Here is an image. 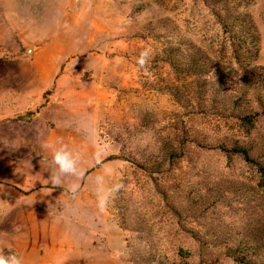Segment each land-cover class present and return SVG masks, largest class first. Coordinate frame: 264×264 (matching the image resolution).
Returning a JSON list of instances; mask_svg holds the SVG:
<instances>
[{"label":"rangeland","instance_id":"374dc122","mask_svg":"<svg viewBox=\"0 0 264 264\" xmlns=\"http://www.w3.org/2000/svg\"><path fill=\"white\" fill-rule=\"evenodd\" d=\"M246 62L264 0H0V264H264V184L219 149L264 163Z\"/></svg>","mask_w":264,"mask_h":264},{"label":"trees","instance_id":"16d2710c","mask_svg":"<svg viewBox=\"0 0 264 264\" xmlns=\"http://www.w3.org/2000/svg\"><path fill=\"white\" fill-rule=\"evenodd\" d=\"M235 19L239 20V21L242 20L241 23L246 22L247 26L252 30L251 34L254 35V39H253L254 43H257L258 39L256 36V29H255V26L252 23L251 19H249V17H247L246 15H239V14ZM226 24L227 23L223 20L222 26L225 29L227 28ZM235 38L237 40L236 42L238 45L235 47V44L232 43L231 46L235 47V49H233V53L236 54V58H237L236 60H240V57H239L238 52L236 50H239V48H241V44L243 42V35H238ZM255 54H257V45H256ZM255 54H254V57H255ZM237 62L239 64L240 61H237ZM241 64H243V63H241ZM260 69H262L264 71V68L258 67L257 65L249 64L248 62L244 63L243 67L241 69H239L240 70V74L238 76L239 85L235 86L231 90L232 94L237 95L238 96L237 98L245 96L248 89L253 84H259L260 89L263 93V98H264V76H261L257 72ZM194 72L196 75L197 74H203V73L206 75L208 74V79L211 82L214 81V84H212L213 88L208 89L209 94L216 93V92L220 91L221 89H224L227 78H220L221 74L218 75V72L216 71V69L212 73H210L211 71H209V68L207 66L199 65V66H195ZM259 105L264 108L263 103L261 104V102H259ZM231 117H233V119L239 120L245 124H250L253 120L254 115L253 116H250V115L242 116V115L238 114V115H231ZM219 149L221 151H224V152H231V153L239 154L243 157V159L245 161H247L249 163H253L256 166L257 172L259 174V179L264 184V163L260 162V161H255L254 159H251L249 156V152L251 150H253V146L244 145V144H239V145L237 144L230 149H227L225 147H219ZM248 254H249V252L242 253V255H236L235 252H232V254H230L227 251V256L232 257L234 260H238L240 262L246 261L248 259Z\"/></svg>","mask_w":264,"mask_h":264}]
</instances>
